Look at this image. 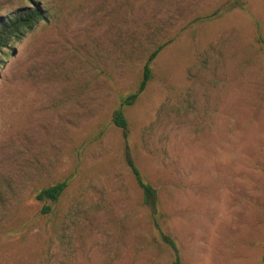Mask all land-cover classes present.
Here are the masks:
<instances>
[{
	"label": "rangeland",
	"instance_id": "374dc122",
	"mask_svg": "<svg viewBox=\"0 0 264 264\" xmlns=\"http://www.w3.org/2000/svg\"><path fill=\"white\" fill-rule=\"evenodd\" d=\"M32 1L0 55V264H170L161 232L182 264H264V0Z\"/></svg>",
	"mask_w": 264,
	"mask_h": 264
},
{
	"label": "trees",
	"instance_id": "16d2710c",
	"mask_svg": "<svg viewBox=\"0 0 264 264\" xmlns=\"http://www.w3.org/2000/svg\"><path fill=\"white\" fill-rule=\"evenodd\" d=\"M30 6L16 9L8 15H0V55L5 52L7 48L14 43L19 42L23 36L38 24L40 20L48 19V15L32 0H27ZM157 49H155L145 61L142 69V77L139 81L138 87L135 92L130 93L122 100V104H132L138 94L145 88L147 82L151 77V70L149 67L150 60L155 56ZM112 122L121 129L123 137L127 138V121L121 108H117L113 111ZM126 162L129 166L131 173L133 174L137 184L142 191L143 203L151 209L152 215L158 214L157 210V192L156 189L144 181L141 177L137 167L130 156V153L126 147L125 152ZM66 183L64 181L57 182L53 185L42 188L37 194V198L49 199L56 201L59 195L62 193ZM162 239L172 249L173 258L170 264H182L178 253V248L173 238L161 232ZM264 260V256H263Z\"/></svg>",
	"mask_w": 264,
	"mask_h": 264
}]
</instances>
